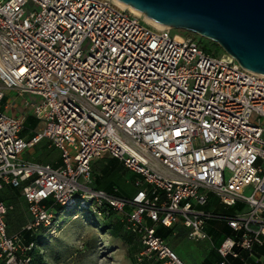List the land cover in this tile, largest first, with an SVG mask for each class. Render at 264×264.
I'll list each match as a JSON object with an SVG mask.
<instances>
[{
  "label": "built area",
  "instance_id": "built-area-1",
  "mask_svg": "<svg viewBox=\"0 0 264 264\" xmlns=\"http://www.w3.org/2000/svg\"><path fill=\"white\" fill-rule=\"evenodd\" d=\"M173 30L115 0H0V193L20 189L31 216L10 234L0 200V264H31L25 233H56V206L121 216L140 263L186 264L160 227L201 242L221 221L219 264H264V75ZM7 90L33 96L32 137L2 109ZM45 140L61 165L23 158ZM105 155L138 175L132 197L92 188ZM216 199L235 213L207 209Z\"/></svg>",
  "mask_w": 264,
  "mask_h": 264
},
{
  "label": "rangeland",
  "instance_id": "rangeland-1",
  "mask_svg": "<svg viewBox=\"0 0 264 264\" xmlns=\"http://www.w3.org/2000/svg\"><path fill=\"white\" fill-rule=\"evenodd\" d=\"M173 34L195 38L214 55L226 53L217 42L193 32L180 29L173 30ZM28 98L33 96L29 95ZM36 151H40V147L36 148ZM45 152L51 156L48 160L50 163H54V159H60L62 155L56 148L45 150ZM23 157L26 160L34 159L28 152H24ZM110 158L109 155L100 158L96 162L97 166L105 167ZM132 176V172L126 173L125 176L119 175L117 181L122 185L126 177L132 178ZM4 191H9V188L6 187ZM251 192L252 189H247L246 194L250 195ZM215 201L219 203L217 199ZM56 208L60 211L59 218L62 226L56 233L42 239L43 245L39 252L44 259V264H142L138 260L141 249L139 242L126 231L121 216L111 219L110 225V222L92 214L89 207L82 208L80 211L77 207L69 209L56 206ZM212 209L215 210L213 207ZM224 209L226 210L225 207ZM219 213L223 211L219 210ZM29 219L27 205L24 200H21L15 204V209L9 215L12 233H16ZM207 231L211 237L196 242L188 238L183 227L178 226L176 233L168 240L169 245L186 264H201L212 250L217 248L216 240L213 239L215 234H212L210 229ZM130 238H134V243H129Z\"/></svg>",
  "mask_w": 264,
  "mask_h": 264
},
{
  "label": "water",
  "instance_id": "water-1",
  "mask_svg": "<svg viewBox=\"0 0 264 264\" xmlns=\"http://www.w3.org/2000/svg\"><path fill=\"white\" fill-rule=\"evenodd\" d=\"M174 30L217 42L245 69L264 75V0H119Z\"/></svg>",
  "mask_w": 264,
  "mask_h": 264
},
{
  "label": "trees",
  "instance_id": "trees-1",
  "mask_svg": "<svg viewBox=\"0 0 264 264\" xmlns=\"http://www.w3.org/2000/svg\"><path fill=\"white\" fill-rule=\"evenodd\" d=\"M204 48L208 52L211 53V51H209V49L207 47H204ZM25 129H26V124H25ZM25 129L22 132V136L26 133ZM46 161H48V160H46ZM129 172L130 171L128 169H126L124 164L117 158H110L107 165L103 168L102 167L99 168L97 166L96 162H94L93 174H92V178H93L92 188L94 190H104V191H107L110 193H114L115 189H118L119 191L116 193L118 196L132 197L136 193V190H135L134 185H133V181L138 178V175L133 173L132 178L126 177L125 180H123L122 185L119 184L117 181V177L119 175L125 176V174L129 173ZM20 192H21L20 189H14V188L9 187V191H7V192L4 191V194L0 195V200H3L4 202H6V204L8 206L15 205L16 201H17V197L20 194ZM212 207L215 208V212H219V210H222L223 213H228V214L235 213V209H228V210L226 209L225 210L224 207L221 206L215 200L213 201V203L211 205H209L207 207V209H212ZM89 209L92 211L91 212L92 214H96V213H94L92 208H89ZM77 210L80 211V209H77ZM56 211L60 215V213H59L60 211L57 210V208H56ZM116 216H119V215H117L113 211H108V212L104 211L103 215L99 216V217L103 218L105 221L110 222V220L115 218ZM10 225H11V221L9 220V216H8L9 233L15 234V233H12ZM110 225H111V222H110ZM23 226H21L20 229L16 233L20 232ZM175 229L176 228L165 229L163 227H160L158 229V235L162 236L166 240H169L170 237L173 234H175ZM209 229L211 230L212 234L213 233L215 234L213 239L216 240L217 248L222 244V242L225 240V238L231 234V229L227 226V224L225 222H221V221L214 222L212 224V226L208 228V230ZM48 235H50V234L46 230H41L40 232H38L34 235H32L31 233H25L26 243L34 241L38 244V249L33 250L30 253V255L32 256L31 264H44V259L41 256L39 249L43 245L42 239ZM131 236H133V235H131ZM133 237L139 242L137 237H135V236H133ZM134 238H130L129 243H134ZM139 245L141 248L139 251V253H140L142 250V246H141L140 242H139ZM217 248L212 250L210 255L205 259V261L202 264H219L221 262L222 258H221V255L218 253ZM258 254L264 255V247L258 249ZM142 264H153V262L152 261H145Z\"/></svg>",
  "mask_w": 264,
  "mask_h": 264
},
{
  "label": "crops",
  "instance_id": "crops-1",
  "mask_svg": "<svg viewBox=\"0 0 264 264\" xmlns=\"http://www.w3.org/2000/svg\"><path fill=\"white\" fill-rule=\"evenodd\" d=\"M27 97L28 96L18 95L14 91L7 90L6 91V97H5V100L3 102L2 109L5 112H7V113H9L11 115L19 116V117H22V118L25 119V124H26V129L25 130H26V133L23 136L26 137V138H30L43 126V124L37 117H35L33 115L31 109L26 104L25 100L27 99ZM38 147H40V151H36V148H38ZM54 148H56V147H52L49 144V142L45 140V141L37 144L34 148L25 151V153L28 152L31 156L34 157L33 160H28V161L40 162V163H50L49 161H46V160H49L51 158V156H50V154L48 152H45V150H51V149H54ZM56 149H58V148H56ZM97 160H99V159H97ZM97 160H95V162H97ZM61 163H62V155H61L60 159H54V163H50V164H52L53 166H59V165H61ZM3 194H4V191H2L0 193V195H3ZM21 200L25 201V203L27 205V208H28V204H27L26 200L24 199V197L22 196V193L20 192V194L17 197L16 204L21 202ZM12 206H13V210H14L15 209V205H12ZM13 210H11L10 213ZM28 215H29V218L31 219V216H30V213H29V208H28ZM30 219H29V221H30ZM7 222H8V217H7ZM177 227L178 226L175 227L176 228L175 229V233H176ZM185 231L187 232V235H188V231L186 229H185ZM235 264H240V262L237 261Z\"/></svg>",
  "mask_w": 264,
  "mask_h": 264
},
{
  "label": "bare ground",
  "instance_id": "bare-ground-1",
  "mask_svg": "<svg viewBox=\"0 0 264 264\" xmlns=\"http://www.w3.org/2000/svg\"><path fill=\"white\" fill-rule=\"evenodd\" d=\"M115 1H116V3H117L120 7H122L123 9H128V10H130L132 13H134L135 15L140 16V17H144L143 19H145L148 23L152 24L153 26H155V27H157V28H160V29L166 28L165 25L160 24V23H158V22H156V21H154V20H152V19L146 17L141 11H139V10L133 8L132 6H129L128 4H125V3H123V2H121V1H119V0H115Z\"/></svg>",
  "mask_w": 264,
  "mask_h": 264
}]
</instances>
